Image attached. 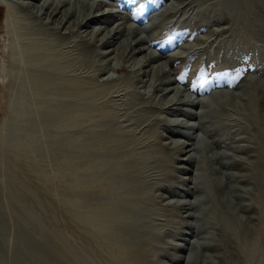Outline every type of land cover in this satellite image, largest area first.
I'll return each instance as SVG.
<instances>
[{
    "label": "bare ground",
    "instance_id": "bare-ground-1",
    "mask_svg": "<svg viewBox=\"0 0 264 264\" xmlns=\"http://www.w3.org/2000/svg\"><path fill=\"white\" fill-rule=\"evenodd\" d=\"M10 1L14 3L0 0V7L6 10L5 18L0 21V34L6 35L3 48L0 47L5 51L0 77L5 83L6 99L12 106L7 143L14 148L13 154L19 156L17 151L23 153L36 147L38 152L55 155L70 147L64 159L79 170L74 175L72 197H64V203H71L74 213L86 214L92 229L105 241L120 243L122 248L114 249L113 255L117 256L118 264L123 263L120 260H129L131 264L156 260L160 253V234L156 232L154 215L166 211L155 205L157 201L162 202L161 193L157 192L174 188L182 195L185 191L186 196L192 195L191 199L178 197L168 206L184 214L183 224H188L187 229H194L196 238L187 256L174 254L172 259L184 260V264L209 260L201 249L219 244L215 236L220 229L225 237L237 235L232 210L248 209L244 204H233L234 198H239L238 185L247 179L229 170L247 168L249 160L237 159L235 154L259 153V150H250L241 144L242 139L235 144L236 148L228 145L229 152L214 153L205 137L195 134V122L177 115L180 112L187 118L198 117L200 130L206 136L221 132L226 140L233 138L236 136L233 129L237 126L232 115H228V105L236 100L248 103L254 92L264 98V82L253 85L254 79L248 78L235 90L210 92L208 98L199 99L201 109L191 112L192 99L183 97L180 89L172 86L165 68V63L178 52L169 53L165 63L159 61L147 49V39L142 35L159 22L168 7L150 17L148 26L138 28L121 21L113 23V15L100 12L94 0ZM135 6L136 15L141 16L153 4L141 0ZM114 50L120 52L126 63L113 64L110 56ZM97 57L102 59L97 73H78L83 65L95 66ZM110 70L124 71V74H109ZM117 89L126 90L120 102L112 99ZM161 129L172 137L167 140ZM36 132L52 134V139L47 142L36 138ZM66 134H70L71 144ZM210 152L213 154L209 155ZM206 161L211 163L209 169ZM193 164L195 171L189 181L177 175V172L191 171ZM215 173L220 177L213 178ZM219 191L227 199V213L220 208ZM0 207L5 208L3 202ZM26 213L36 219L30 208ZM2 216L7 223L6 216ZM27 222L17 223L26 229L31 225ZM9 227L2 225L3 233L7 234ZM114 229L119 232L117 236L111 233ZM202 232L209 236H199ZM45 238L48 239L43 231L25 236L27 253L33 248L41 249ZM256 241L257 238L241 244L246 260L250 259ZM52 245L55 247V243ZM174 246L184 250L179 243ZM53 252V257L58 258V251L53 249ZM37 259L40 260L39 255Z\"/></svg>",
    "mask_w": 264,
    "mask_h": 264
},
{
    "label": "rangeland",
    "instance_id": "rangeland-1",
    "mask_svg": "<svg viewBox=\"0 0 264 264\" xmlns=\"http://www.w3.org/2000/svg\"><path fill=\"white\" fill-rule=\"evenodd\" d=\"M94 1L100 12L113 15L111 16L113 23L122 22L127 26L133 24L138 28L148 26L150 17L156 12L166 11L165 8L168 7L159 22L143 31L142 35L147 39V49L153 51L159 57V61L163 60L165 63L169 53L178 52L177 58L175 55L165 63V68L169 72L172 86L179 88L183 97L192 99L190 103L194 106L190 108L191 112H198L201 109L199 99L208 98L210 92L235 90L248 78L254 79L253 85L264 82V0H147L152 2L153 7H148L141 16L136 15L135 6L141 0ZM5 16V7L1 6L0 21ZM5 40L6 35L0 34L1 48ZM2 50H0L1 64L5 53ZM110 57L116 66L126 63L118 50H114ZM94 62L97 68L83 65L80 67H83L82 69L77 70L78 73L86 75L96 72L100 67L99 64H102V59L94 58ZM109 74L122 75L124 71L110 70ZM99 77L102 78V75ZM2 81L3 78L0 77V204L3 202L5 207H0V264H118L119 260H115L117 256L113 255L114 249L122 248L120 243L116 240L105 241L95 229H92L86 214H76L71 203H64V197L69 195L72 197V184L79 170L72 162L64 159V156L69 154L70 147H66L64 153L58 152L55 155L38 152L36 147L29 148L23 153L17 151L19 156L13 154L14 148L7 143L12 106L6 99V87ZM122 90H114L112 99L116 101L117 98V101H122V95L126 91ZM261 99L264 98L254 92L250 102L242 103L241 100H236L234 104L228 105V115H232L237 127L233 129L234 132L236 131V136L227 140L221 132L213 137L206 136L200 130L198 117L187 118L178 112L177 116L195 122V134L205 137V141L212 145L214 153L229 152L231 148H236L235 144L237 146L238 141L242 139L241 144L248 146L250 150H259V153L256 151L236 153L237 159H249L248 167L229 170L244 175L247 179L246 183L238 185L239 198L235 197L233 200L235 206L244 204L248 208L232 210V223L237 235L232 233V236L225 237L220 229L215 236L219 244L214 248L201 249L205 256L210 257L209 260H198L195 264H264V100ZM161 131L164 137L168 138L167 140L172 137L166 130L161 129ZM35 137L48 142L52 139V134L36 132ZM234 138L237 143L233 141ZM67 139L71 144L70 134H66ZM228 145L233 146L230 148ZM210 165L211 163L207 162V168H210ZM190 167L191 171L177 172V175L189 181L192 171H195V164ZM218 177H220L218 173L213 174V178ZM157 193H161L162 202L157 201L155 205L160 210L162 208L166 211L156 212L154 215L156 232L160 234L158 242L160 253L156 260H147L148 264H184V260H174L172 256L174 254L180 257L187 256L196 236L192 232L194 229H187L188 224H183L184 214L175 212L168 203H173L178 197L191 199L192 195L186 196L185 191L180 195L174 188L161 189ZM218 196L222 201L220 208L227 213V199L222 197L220 191ZM28 208L32 210L36 219L28 216L29 214L26 213ZM2 215L6 216L7 223ZM23 216L24 219L20 218ZM112 218L114 219L113 216ZM21 220L28 221L27 225H31L26 226L25 229L17 223ZM2 225L10 226L7 234L3 233ZM40 231L45 232L48 238L44 239L43 249L33 248L32 254L27 253L25 236L31 233L38 234ZM111 233L116 236L119 234L117 229L112 230ZM199 236L205 238L209 234L202 232ZM256 238L257 241L248 257L250 259L246 260L247 255L242 253L240 246L249 244ZM54 243L55 247L52 245ZM172 243L181 244L184 250L180 251ZM45 246L47 248L44 250ZM53 249L58 251L57 254L59 253L56 259L53 257ZM38 255L40 260L37 259ZM120 261L123 262L122 264H131L129 260Z\"/></svg>",
    "mask_w": 264,
    "mask_h": 264
}]
</instances>
